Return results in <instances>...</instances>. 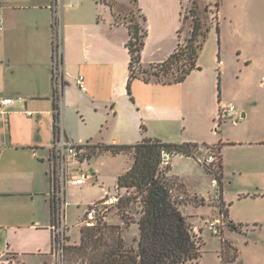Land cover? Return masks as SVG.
I'll return each instance as SVG.
<instances>
[{"label":"rangeland","instance_id":"obj_1","mask_svg":"<svg viewBox=\"0 0 264 264\" xmlns=\"http://www.w3.org/2000/svg\"><path fill=\"white\" fill-rule=\"evenodd\" d=\"M64 1H76L79 8L84 7L80 6L84 4L83 0ZM101 1L113 5L118 1L119 5L133 6L124 15L127 18L133 15L139 22L141 18L137 6L142 8L147 36L143 51L145 61L160 60L176 45V31L181 25L178 41L184 46L192 28L191 17L185 18L184 15L192 6V1L196 2L202 29H207L197 59L200 68L192 71L180 87H175L170 93L173 99L168 113L170 126L162 133L167 141H192L199 146L200 152L193 158L178 155L172 160V171L183 180L188 192L208 197L203 206L192 205L199 204L200 198L196 197L191 204L187 205V202L180 207L203 251L192 264H220L222 251L224 264H264V149L223 147V198L231 219L243 224L237 230H230L226 223L218 234L208 229L207 221L218 216L219 208L212 206L218 200L209 198L207 194L210 192L212 195L216 190L219 194L220 188L211 185V178H206L204 168L199 165L208 154L205 144L245 137L259 132L264 125V0H182L181 7L179 0H136V4L130 0ZM117 58L120 62L119 75L124 76V60L127 58L124 47L118 50ZM111 81L109 75L104 76L97 93L100 96L98 99H92L76 85L70 84L66 88V127L73 137L77 132L81 135L82 139L77 137L76 142L83 144L100 140L108 144L115 138L117 143L113 144L129 145L148 136V132L140 127L144 120L139 107L126 94V84L123 96L107 102V98L110 95L114 97L118 90V84L117 89L111 87L110 90ZM219 92L221 102H232L238 108L246 106L240 109V115L243 110L248 112L247 117L241 118V124L235 126L229 118L219 122ZM131 162L130 152L112 154L97 151L88 160L72 163L73 169H88L91 178L84 186L71 183L66 186L68 245L79 242V220L87 204L103 194L101 186L112 191L118 174L127 170ZM234 167L240 171L235 172ZM173 194L184 201L194 197H186L176 189ZM254 194L258 196L254 197ZM139 209L138 202H131L118 211L113 208L105 221V225H117L127 247L137 246L138 228L134 221ZM223 239L228 242L226 250H222ZM231 258L233 260L230 261ZM0 264L21 263L4 255L0 257ZM48 264L56 263L52 258Z\"/></svg>","mask_w":264,"mask_h":264},{"label":"crops","instance_id":"obj_2","mask_svg":"<svg viewBox=\"0 0 264 264\" xmlns=\"http://www.w3.org/2000/svg\"><path fill=\"white\" fill-rule=\"evenodd\" d=\"M83 2L84 4L81 3L80 6L84 5V7L79 8L76 1L72 3L57 1V6L60 8L61 61L65 81L62 93L65 126L66 88L70 84L76 85L75 79L81 75L86 87L85 91H81L92 99H98L100 96H97V93L103 78L109 75L112 80L110 90L111 87L117 89V84L118 90L114 97L110 95V98H107V102L123 96L126 84V94L131 102L139 107L140 115L144 120L141 121L140 127L148 132V136L143 138H159L167 141L162 133L170 126L168 113L173 105L170 93L175 87H180L192 71L199 69H193L183 81L178 83L145 82L141 78H135L130 82L129 93L127 89L129 54L125 47L129 34L121 20L125 17L124 13L130 12L133 6L119 5L118 1L116 5H109L101 0H83ZM181 2L182 0H179L180 7ZM0 3L3 27L0 33V95L12 99L9 105L0 108V257L9 255L21 264H48L53 258L48 156L52 141L54 106L51 5L55 0H0ZM133 3L136 4L134 1ZM139 9L140 14L143 15L142 8ZM177 31L176 45L158 61H145L144 43L140 58L142 65L161 62L172 53L179 43ZM123 47L127 52V58L124 60L126 65L124 76L119 75L120 62L117 58L118 50ZM117 81H121L120 84ZM217 97L219 103L220 92ZM234 106L236 113L231 121L237 126L241 124V118L248 116V112L243 110L240 115V109L246 106L240 105V108ZM110 108L114 111L112 106ZM260 129L259 132L245 137L226 139L225 142L221 139L217 143L220 145L222 157L220 184L205 170L201 164L204 160L199 163L205 170L206 178H211V185L220 188V200L212 206L218 209V204L222 202L227 210L228 219L233 223L235 222L229 215V208L226 206L222 192L225 167L223 147L264 149V125ZM76 134L75 138L70 134L74 141L77 137L82 139L78 132ZM91 143L107 144L100 140ZM113 143H117L115 138L108 144ZM175 156L178 155H171L168 164L169 173L181 181L185 195L208 200L204 194L189 193L183 180L173 173L172 160ZM234 171L240 170L234 167ZM214 194L208 192L207 195L213 198ZM204 204L192 205L199 207ZM235 224H239L240 227L243 225ZM219 258L221 264V256ZM194 262L196 261L187 264Z\"/></svg>","mask_w":264,"mask_h":264},{"label":"trees","instance_id":"obj_3","mask_svg":"<svg viewBox=\"0 0 264 264\" xmlns=\"http://www.w3.org/2000/svg\"><path fill=\"white\" fill-rule=\"evenodd\" d=\"M133 1L136 2V0ZM192 3L184 15L185 18L190 16L192 21L191 33L184 46L178 43L173 52L163 61L147 66L142 65L140 60L146 37V30L143 27L144 15L140 14L141 22L133 15L121 20L129 34L125 42L129 54L127 81L129 93L130 82L135 78H141L145 82L178 83L183 81L193 69L200 68L197 59L207 29H202L198 7L195 1ZM137 8L140 10L139 7ZM181 27L177 31L178 36H180ZM134 64L138 65L136 71L133 69ZM205 146L208 152L216 153L217 159L214 164L208 165L203 161L202 165L220 184L222 176L220 145L205 144ZM86 148L87 159H90L97 151L112 154L130 152L132 156L130 166L117 177V185L126 188L129 193L123 195L114 208L118 211L121 207L130 205L131 202L139 203L140 209L136 212L138 217L134 221L138 228L137 246L136 248L126 246L117 230V225H105V222L93 226L83 225L80 228L78 244L65 247L64 260L67 264H187L201 257L203 252L201 246L196 242L187 217L180 208L184 203L194 202L197 196L189 197V201H184L179 199L178 195H174L175 189L185 195L182 183L169 173V165L161 167L163 151L171 155L195 156L199 153L196 142H171L159 138H143L129 145L90 143ZM185 196L188 197V195ZM199 201L204 203L203 197H200ZM218 208L227 219L228 228L237 230L240 225L228 219L227 210L222 202L218 204ZM223 242L222 250H226L228 242L225 239ZM221 254V264H224L223 251Z\"/></svg>","mask_w":264,"mask_h":264},{"label":"built area","instance_id":"obj_4","mask_svg":"<svg viewBox=\"0 0 264 264\" xmlns=\"http://www.w3.org/2000/svg\"><path fill=\"white\" fill-rule=\"evenodd\" d=\"M57 1L51 5L52 9V77H53V101L52 109V141L49 148L48 156V177H49V199L51 203V224L52 232V251L51 255L56 264H64L65 247L68 245V236L66 231L68 226L65 220V189L67 184L84 186L88 184L91 173L88 169L79 167L72 168V163L83 162L88 160L86 157V146L90 143L83 144L74 141L65 126L62 93L65 84L64 71L61 58V30H60V8ZM1 12V3H0ZM3 27L0 18V31ZM133 69L138 70V65L134 64ZM77 87L85 91L84 80L81 75L75 79ZM12 102L10 97L0 95V108L9 105ZM236 113L235 106L228 102H219L218 120L231 119ZM171 154L163 151L161 155V167L169 164ZM216 153L208 152L204 162L208 165L216 162ZM103 194L96 200L87 204L83 215L79 220V226H93L103 223L107 220V215L120 202L123 195L129 193L126 188L114 186L112 191L105 186H101ZM217 189V187H216ZM215 200L219 199L218 191L214 194ZM226 223V218L222 213L207 221V227L213 234L220 233V228Z\"/></svg>","mask_w":264,"mask_h":264}]
</instances>
